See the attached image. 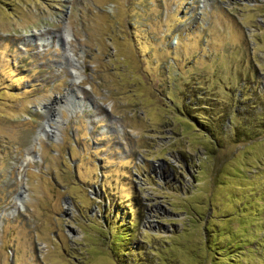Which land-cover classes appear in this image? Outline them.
Wrapping results in <instances>:
<instances>
[{
	"label": "rangeland",
	"instance_id": "1",
	"mask_svg": "<svg viewBox=\"0 0 264 264\" xmlns=\"http://www.w3.org/2000/svg\"><path fill=\"white\" fill-rule=\"evenodd\" d=\"M0 264H264V0H0Z\"/></svg>",
	"mask_w": 264,
	"mask_h": 264
},
{
	"label": "bare ground",
	"instance_id": "2",
	"mask_svg": "<svg viewBox=\"0 0 264 264\" xmlns=\"http://www.w3.org/2000/svg\"><path fill=\"white\" fill-rule=\"evenodd\" d=\"M65 37H66V33H65V31L63 30L62 31V33H61V38L63 39V41H64V39H65ZM65 42V44L67 43L66 42V40L64 41ZM66 56H67V58H68V61H69V70H70V74L72 75V81H79L80 80V74H79V70H77L78 69V67H77V65H76V63H75V59L72 57V55L71 54H69V53H66ZM77 67V68H76ZM52 121H53V119L51 118H48L47 120H46V122H45V124H44V127H42V128H44L45 130H47L48 132H54V130H55V126H53L51 123H52ZM20 194V193H19ZM18 194V195H19ZM17 195V196H18ZM19 197H17L16 199H18Z\"/></svg>",
	"mask_w": 264,
	"mask_h": 264
},
{
	"label": "trees",
	"instance_id": "3",
	"mask_svg": "<svg viewBox=\"0 0 264 264\" xmlns=\"http://www.w3.org/2000/svg\"><path fill=\"white\" fill-rule=\"evenodd\" d=\"M190 117H192L193 119H195L196 116L192 115V114H189ZM196 123H202L201 125L199 124V126H201L202 129H204L205 132L208 133V128H207V124H203L204 120H197L195 121Z\"/></svg>",
	"mask_w": 264,
	"mask_h": 264
}]
</instances>
